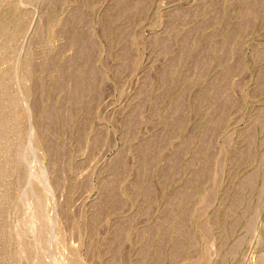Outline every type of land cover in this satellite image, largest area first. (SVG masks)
I'll return each instance as SVG.
<instances>
[{
  "label": "rangeland",
  "instance_id": "obj_1",
  "mask_svg": "<svg viewBox=\"0 0 264 264\" xmlns=\"http://www.w3.org/2000/svg\"><path fill=\"white\" fill-rule=\"evenodd\" d=\"M0 264H264V0H0Z\"/></svg>",
  "mask_w": 264,
  "mask_h": 264
}]
</instances>
